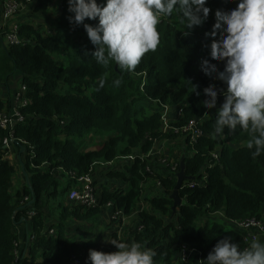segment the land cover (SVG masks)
Here are the masks:
<instances>
[{"label": "trees", "instance_id": "1", "mask_svg": "<svg viewBox=\"0 0 264 264\" xmlns=\"http://www.w3.org/2000/svg\"><path fill=\"white\" fill-rule=\"evenodd\" d=\"M18 1L23 5L27 2ZM2 3L0 0V6ZM53 4L55 0L33 1L34 11L45 20L38 24L18 22L22 42L6 45L0 35V86L19 72L28 99L20 111L23 121L11 132L0 127V145L12 134L13 140L23 146L21 158L28 177V184L16 192L13 202L16 167L4 159L7 150L0 151V264H70L73 257L80 264H90V249L117 251L109 242L79 245L67 238L63 228L64 222L98 219L100 207L107 203H113L118 210L114 214L117 220L119 211L136 214L128 233L133 235V241L156 252L154 264H174L182 244L191 246L186 247L188 259L182 264H200L191 249L200 250L206 259L218 240L225 237L243 248L242 233L227 221L263 219L264 154L253 158L254 149L247 148L252 138L250 130L238 128L225 140L215 136L216 111L206 114L208 109L202 105L206 97L202 93L210 84L218 89L225 85L209 80L201 71V61L209 57L206 46L213 42L205 33L213 28L215 11L231 10L236 3L209 0L207 6L212 12L208 21L202 27L186 29L187 36L181 33L184 25L176 12L163 17L158 25L157 49L146 53L132 72L121 69L114 61L98 64L91 57L95 48L83 26L70 24L67 19V0L56 1V15L51 12ZM85 23L95 26L98 20L86 19ZM223 66V62L218 63L221 71ZM116 80L119 86L113 83ZM100 81H104L102 88ZM192 84L198 86L200 96L192 92ZM145 103L174 107L173 121L168 124L171 128L195 121L199 131L196 140L186 141L181 152L188 181L202 182L192 186L183 182L179 188L181 205L175 213L170 194L176 173L169 168L159 171L153 162H146L144 154L153 148L152 139L171 138L177 133L162 132L160 110ZM222 103L223 96L218 104ZM5 106L0 97V112ZM129 155L133 157L130 163L120 160ZM114 161L121 164V169H110L109 174L123 184L103 186L100 194L95 190L98 206L86 207L67 200L69 190L78 189L81 176H91L96 167ZM150 181L156 184L149 196L145 195V185ZM159 186L163 191L158 190ZM31 198L34 200L29 205ZM29 210L34 212L31 216L27 214ZM209 216L223 219L198 225ZM22 218L29 223L32 241L19 261L15 248L19 235L14 227ZM53 225L56 231L50 233ZM138 226H143L140 231L136 230ZM111 239H118L117 234H112ZM39 257L43 260L38 261Z\"/></svg>", "mask_w": 264, "mask_h": 264}, {"label": "clouds", "instance_id": "2", "mask_svg": "<svg viewBox=\"0 0 264 264\" xmlns=\"http://www.w3.org/2000/svg\"><path fill=\"white\" fill-rule=\"evenodd\" d=\"M236 3L231 10L217 9L215 23L206 37L213 42L209 57L201 61V71L211 81L203 89V107L216 109L214 134L225 140L239 128L250 130L247 148L253 158L264 154V0H226ZM70 24L83 26L95 50L96 62L108 65L114 61L121 69L132 72L142 57L155 51L160 43L158 25L163 17L176 12L184 25L181 33L202 27L212 9L209 0H67ZM98 20V23H85ZM223 62V70L218 63ZM191 82V81H190ZM119 86L120 81L113 82ZM193 85V84H192ZM104 86L100 81L99 87ZM193 85L192 92H201ZM218 95L223 103L217 108ZM226 129L228 132L226 133ZM117 251L89 250L90 264H154L156 252L140 242L107 239ZM200 264H264V242L253 239L246 248L225 237L214 245Z\"/></svg>", "mask_w": 264, "mask_h": 264}, {"label": "crops", "instance_id": "3", "mask_svg": "<svg viewBox=\"0 0 264 264\" xmlns=\"http://www.w3.org/2000/svg\"><path fill=\"white\" fill-rule=\"evenodd\" d=\"M4 1L5 0H3V3H4ZM16 1H18V0H16ZM33 1L34 0H27V2L24 5L21 1H19L23 5V8H22L23 10L21 9L22 11H20L19 13H17L16 15H14L10 19L11 23L17 24L18 22L19 23L20 22H31L33 24H38L39 21H42V20L44 21L45 18L43 16H41L38 12L34 11ZM56 1L57 0H55V4H53L51 7V12L55 15L58 13V10H59V5L56 4ZM3 3L1 4V6L3 5ZM29 6L32 8V11H31L32 15L27 13V11H29L28 10ZM24 8L27 11L24 10ZM1 21H3V20L0 17V22ZM17 33H18V25H17ZM18 36H19V34H18ZM19 38L22 40V38L20 36H19ZM20 85H22V84H21V74L19 72L14 73L5 82L1 83L0 97L6 103L5 109L3 111H11L13 109V107H14L13 94L19 88ZM221 99H222V96H219L218 97V103H220ZM218 103H217V106L220 107V104H218ZM151 104H154V103H151ZM153 106L157 108L156 111L160 110V119L163 115L167 117V114H168V106L167 105H156L155 104ZM23 107H20L19 110L21 111V109ZM209 111L212 113V112L216 111V109L208 110V112ZM202 118H201V120H202ZM161 130H162V132L166 133L170 129H167V128L162 129L161 128ZM174 133H176V132H174ZM177 134H179V133H177ZM186 138H187L186 141H190L189 137H186ZM156 140L157 139H152V141H155V142H156ZM183 147L184 146H182L180 148H183ZM3 149H6V148H4V146L2 144V145H0V151ZM19 149L20 148L18 145L12 143L9 146V148L6 149L7 151L4 155V159L9 160L11 163L15 164V167H16V172L13 176V182H12L13 188L11 189V195H12V201L13 202H15V200H16V198H15L16 192L26 184L25 175H24V173L21 169V166L19 164V161H18ZM91 149H94V148L91 147ZM130 160H133V158ZM182 160L183 159H181L180 162L178 161V163L180 164L181 162H183ZM45 165H47V164H44V166ZM183 165H184V162H183ZM119 166H121V164H119ZM119 166L117 165L113 168V166H110V165H102V166L96 167V169L93 171V173L91 174L90 177L92 180L93 187H95V190H97L99 194H100L101 188H103V186H110L112 188L114 186H121L123 184L122 181H119L118 179L111 177L109 174L110 169L120 170L121 168ZM116 167H118V169H115ZM176 178H177V174H176ZM175 183H176V181H175ZM81 186H82V184L79 182L77 184V188H81ZM161 189H162V187L159 186L158 190L160 191ZM162 191H163V189H162ZM178 194H179V189H178ZM145 195H146V190H145ZM67 200H68V198H67ZM98 205H99V203H98ZM44 209H45V211H44L45 214H47L48 209L47 208H44ZM46 209H47V211H46ZM100 210H101V214H102L101 218L99 217L97 219L96 217H94L92 219L90 218V219L84 220V221L83 220H81V221L74 220V222H67V223L64 222L63 228L66 232L67 238L69 240L75 241L79 245L84 244V242H88V243L95 244V245H101V244L107 243V239H111L112 234L116 233L119 240L133 242L134 237L131 233H128V232L133 227L132 226V224H133L132 219L136 216V214L125 215L122 211H119L120 217L117 220V219H115L114 214L118 210L115 209V206L113 203H112V205L106 204L105 206H101ZM208 218H209V220H208ZM208 218L207 219L206 218L201 219L198 222V225L201 226L205 222L211 221V220L219 222L220 221L219 218L223 219L220 216L219 217L218 216H209ZM263 220H264V217H263ZM27 224L29 226L28 221L26 224L24 222H22V223L19 222L17 224V226L14 227L15 231L19 235V255H21V258H20L21 260L25 257V250L29 247V240L30 239H29V236H27V231H30V227L27 229V227H26ZM49 224H50V222L48 223L47 227L50 226ZM142 227L143 226H138L136 230L140 231L142 229ZM52 230L56 231L55 225H53ZM236 230H238L242 233V240L244 243L243 232L239 229H236ZM259 240L261 242H264V237H261ZM183 246L185 248L191 247L190 245L182 244L181 250L183 249ZM179 253L180 252L178 251L174 264H182V262H184V261L180 260V258L178 256ZM191 255H194L196 257V259H198L199 263L201 260H204L203 253L196 248H193V252L191 253ZM42 260L43 259L41 257L38 258V261H42Z\"/></svg>", "mask_w": 264, "mask_h": 264}, {"label": "built area", "instance_id": "4", "mask_svg": "<svg viewBox=\"0 0 264 264\" xmlns=\"http://www.w3.org/2000/svg\"><path fill=\"white\" fill-rule=\"evenodd\" d=\"M23 5L21 2L16 0H5L3 5L0 7V17L3 21L0 22V35L3 38V41L6 45L18 44L22 42L17 33V24L11 23L10 19L16 15L21 9ZM26 87L25 85H20L19 88L13 94L14 107L11 111H3L0 112V127L10 132L14 129V126L23 121L24 116L20 112V107L25 106L28 103V99L25 96ZM161 121L163 124V129H168L170 126L168 125V118L166 116L161 117ZM168 121V122H167ZM166 123V126L164 125ZM170 123V122H169ZM192 129V131H189ZM172 130L176 133H181L189 137L190 141H195L196 137L199 135V131L195 129V121L188 122L185 126L181 128H176ZM14 142L12 134H10V138H5L2 142L4 148H9V146ZM133 157L123 156V158ZM107 164H111L110 162ZM78 181L82 184L81 188H72L69 190L67 198L69 201H73L76 204L83 205L86 207L97 206L99 203L98 197L95 193V187H93L92 180L90 175L81 176ZM189 185H199L202 180H186ZM28 200V197L25 198ZM107 205H112L111 203H107ZM33 210H29L27 212L28 216L33 214ZM25 224L27 220L22 221ZM21 222V223H22ZM234 229H239L243 232L244 237V247H248L253 239H260L264 237V222L257 217H249L243 220L237 221H227ZM50 233H53V230H49ZM29 231L27 232V236ZM29 245L32 241V238H29ZM17 260L21 261V255H19V241L15 243ZM185 247L181 250V253L178 254L180 260L186 261L188 259V253L185 251ZM193 251V249H191ZM70 264H80V261L77 257H73Z\"/></svg>", "mask_w": 264, "mask_h": 264}, {"label": "rangeland", "instance_id": "5", "mask_svg": "<svg viewBox=\"0 0 264 264\" xmlns=\"http://www.w3.org/2000/svg\"><path fill=\"white\" fill-rule=\"evenodd\" d=\"M22 10H20V11H22ZM24 10H26V9L24 8ZM28 10L29 11L26 10L27 13L31 14L32 8L30 6L28 7ZM145 105H147V107H150V106L153 107V104L145 103ZM218 107L219 106H217V108ZM173 114H174V107L168 106L167 118H168L169 122L173 121ZM207 115H212V113L209 111L207 113ZM169 122H168V124H169ZM164 125L166 126V123H164ZM168 129L172 130L171 127H169ZM96 140H100V138H98ZM153 142H154L153 148H151L147 153L144 154V158L146 159V162H149V161L153 162L154 163L153 165H155V167L159 171L166 172V171H164L165 168H169L172 172H175L177 174L179 172V170H177L178 161L180 162V160L182 159V157L184 155L181 152L180 147L186 145V138L180 134H177V135L175 134V136H173L171 138H162L160 140H156V142L155 141H153ZM121 161H124L125 163L131 162L130 158H126V157L122 158ZM119 164H120L119 162L114 161L109 165L110 166H117ZM147 167H148L147 168L148 170L153 171V168H151V166L147 165ZM115 169H118V167H116ZM154 184H156V183L150 181L145 185V190H146L147 195H153L152 186ZM176 211H177V207L175 209V212ZM101 217H102V214L100 215V218ZM262 221L264 222L263 219H262ZM125 242L130 243V241H125Z\"/></svg>", "mask_w": 264, "mask_h": 264}, {"label": "water", "instance_id": "6", "mask_svg": "<svg viewBox=\"0 0 264 264\" xmlns=\"http://www.w3.org/2000/svg\"><path fill=\"white\" fill-rule=\"evenodd\" d=\"M13 143L20 147L19 153H18V161H19L21 169H22V171H23V173L25 175L26 183L28 184V177H27V175L25 173V170H24V167H23V163H22V158H21V153L23 152V146H21L19 143L15 142V141ZM187 179H188V176H185V174H184V165H183V162H181L180 163V170L177 173L176 183H175L173 192L170 194V198L173 200V205L171 207L173 212H175L176 207L178 208L181 205V198L179 197L178 189L181 187L183 182L185 180H187ZM33 200H34V198H31V200L28 202V204L30 205L33 202ZM25 220L26 219L22 218V220L20 222L25 221ZM26 227L28 229V225Z\"/></svg>", "mask_w": 264, "mask_h": 264}, {"label": "bare ground", "instance_id": "7", "mask_svg": "<svg viewBox=\"0 0 264 264\" xmlns=\"http://www.w3.org/2000/svg\"><path fill=\"white\" fill-rule=\"evenodd\" d=\"M12 105V104H11Z\"/></svg>", "mask_w": 264, "mask_h": 264}]
</instances>
